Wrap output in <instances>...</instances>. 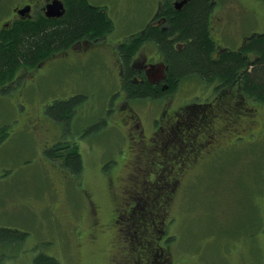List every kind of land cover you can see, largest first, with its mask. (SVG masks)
Masks as SVG:
<instances>
[{
  "label": "rangeland",
  "instance_id": "374dc122",
  "mask_svg": "<svg viewBox=\"0 0 264 264\" xmlns=\"http://www.w3.org/2000/svg\"><path fill=\"white\" fill-rule=\"evenodd\" d=\"M90 1L106 7L114 30L93 44L77 43L39 68L20 69L16 83L0 94V129L7 134L3 139L0 132V228L27 235L19 247L0 248V264H35L39 254L59 264H133L142 259L137 258L141 252L148 256L152 248L138 244L146 222L131 228L133 219L126 218L131 207L139 213L148 206L142 197L149 187L146 171L160 166L162 158L147 143L136 152L127 112L136 114L139 129L149 137L165 108L173 111L213 98L217 84L187 75L164 100L128 99L113 51L150 23L160 0ZM213 1L220 2L218 11L237 12L244 6L255 15L245 18L237 38L230 34L233 28L220 32L215 24L218 46L237 49L244 38L264 31V0ZM15 2L19 0H0V20L11 18ZM217 16L222 18L219 12ZM142 51L149 60L159 59L153 43ZM75 96L84 101L68 126L46 116V108L56 101ZM246 102L255 110L250 127L231 102L218 109L221 120L241 134L229 150L207 167L188 164L189 169L174 173L179 184L165 215L171 221L166 236H156L153 246L165 251L152 250L153 264H264V104ZM40 119L52 127V137L34 129ZM61 138L80 148L84 170L79 177L45 154ZM138 162L144 173L135 170ZM159 179L167 181L168 176L162 172ZM90 201L98 207V228ZM117 215L120 222L115 223Z\"/></svg>",
  "mask_w": 264,
  "mask_h": 264
},
{
  "label": "trees",
  "instance_id": "16d2710c",
  "mask_svg": "<svg viewBox=\"0 0 264 264\" xmlns=\"http://www.w3.org/2000/svg\"><path fill=\"white\" fill-rule=\"evenodd\" d=\"M65 1L67 9L62 17L49 19L41 14L35 20L15 21L0 34V85L8 82L10 85L15 84L16 75L22 68H39L47 60L69 50L77 43L102 40L114 30V23L106 9L90 7L87 0ZM210 5L211 0H190L181 11H177L166 3L157 18L165 22L163 26L150 24L126 40L122 48L126 62L150 42L157 45L170 67L166 90L154 88L148 83L135 85L128 71L124 81V91L128 99L163 100L174 92L180 81L189 75H195L208 84L217 85L212 99L205 103H190L193 105L190 113L192 121L200 116V113L210 116L211 119H215L216 115L223 118L218 109L223 108L225 101V106H230L229 103L233 104L232 101L236 100L233 106L241 108L242 112L249 108L247 99L264 104V35L248 37L239 49L218 46L209 27L208 15L212 9ZM83 101V96L56 101L46 109V115L68 126ZM211 106L214 107L212 111L217 110L214 116L210 115ZM1 137L4 139L7 134L3 132ZM0 142L3 140L0 139ZM45 154L72 175H82L84 164L77 143H60ZM163 173L167 176L169 174L167 171ZM174 173L173 170V177ZM148 174V179L150 175L151 178L153 175V178L144 181L149 187L147 193L142 196L146 198L148 206L139 213H134V208L131 207L130 211L127 210L130 213L126 219H133L131 228L133 223L145 221L144 230L141 234L139 232L141 240L138 244L143 249L151 247L154 253H161L159 248L165 251L161 245L157 244L155 249L153 246L156 236L162 238L168 231L170 222L165 217L168 212L166 207L177 183L160 181L162 172L158 179L154 177V173ZM148 220L153 222L149 223ZM26 237L25 233L0 228V248L19 247ZM152 250L149 249L146 257L144 252L140 251L141 254H138L137 258L142 259L133 261V264H153V261L157 260ZM34 263L59 264L57 260L45 254H39Z\"/></svg>",
  "mask_w": 264,
  "mask_h": 264
},
{
  "label": "flooded vegetation",
  "instance_id": "af4514ba",
  "mask_svg": "<svg viewBox=\"0 0 264 264\" xmlns=\"http://www.w3.org/2000/svg\"><path fill=\"white\" fill-rule=\"evenodd\" d=\"M53 1L54 0H19V2H15V4L12 7L13 9H12L11 18L3 21L2 19L0 20V34L5 30H7L11 26V24L15 21L25 22L26 20H35L41 14L49 18L47 16V7L51 5ZM60 1L63 3L66 11L67 9L66 1L65 0H60ZM189 1L190 0H160L157 7L158 9L157 13L148 25L151 24L155 26H163V24H165L164 21L157 18L159 12L164 9L166 3H169L171 6H173L175 10L181 11L189 3ZM87 5L94 8L96 7V8L106 9L105 6L95 5L90 0H87ZM145 6H147L146 7L147 9L148 4H146ZM210 6L212 7V9L208 15V19H209L210 32L212 36L213 34L214 36L216 35L214 33L216 28L214 25L216 24L217 27L220 28L219 30L220 32L227 30V28H233V30L230 31V34L233 38H237V36L242 35L241 28H242V23L245 21V18L248 16H250L251 18H253L252 16L255 17L254 11L250 10L249 8H245L244 6H241L240 10L237 12H230L224 8L218 11V8L220 6L219 1L211 0ZM218 12L219 14L222 15V18L217 16ZM57 18L60 17L49 18V19H57ZM252 35H256V34L254 33ZM257 35H264V31H262L261 33H257ZM215 37H217V35ZM244 41H246V38L243 39L242 43H244ZM125 42L126 40L123 43H121L115 49V51H113L114 52L113 55L116 57L115 58L116 65L118 66L119 72L122 77L123 91L125 90L124 81L126 75L128 74V71H130L131 81L135 85L148 83L151 84L154 88L160 87L163 90L168 89V85L166 83L170 73V67L168 63L165 61L164 56L159 52L158 60H154V57L149 60L148 56L142 55L140 51H142L144 47L150 43L147 42L133 56H131L129 61L126 62L122 53V48L124 47ZM84 44L86 45L93 44V42H85ZM241 46L242 44L239 46V48ZM10 87L11 85L9 84V82L0 85V94L4 96L6 92L10 89ZM192 106L193 105L191 104H184L183 106H180L178 109L173 111L165 108V110L162 113V116L155 123V128L153 129L152 134L149 137H147L144 134V131L142 129L141 130L139 129V127L141 126L140 123H137L134 120V115L136 114H134L131 110L127 112L130 113L129 120L131 122V125L129 127L130 130L129 137L132 136L131 140L133 141V144L136 145V152L137 150H139V148L145 146L146 143L148 146L150 145V147H154V150L158 149L160 151L159 154L161 156L158 155L159 157L162 158V161L159 162L160 166H157L156 168L150 167L146 171V174L154 173V177L158 179L160 172L167 171L169 172L167 181L178 184L179 180L174 179L173 174H171L173 170L176 172V176H177L178 175L177 170L180 171L181 169L184 170L189 169L188 168L189 165L199 167L201 164H206L207 167L209 165V162L215 160L217 157L222 156L229 147H232L233 142L237 141L234 140L236 136H241V134L238 133V130H235L232 127L233 125H231L229 122L227 123L223 122L221 118H219L217 115L215 119H211L210 116H203L204 113H200L201 115L196 117L195 119H193L194 121H192V118L190 117ZM212 108L214 107L213 106L210 107V115L214 116L217 113V110L213 109L212 111ZM244 110L245 111L241 113L242 118L246 120V122H244L245 126L250 127L253 125L252 121L250 120V115L253 114L252 112H254L255 110L251 108H246ZM208 113L209 112H207V114ZM45 114H46V110H45ZM190 122H192L193 124ZM220 122H222L221 125H219ZM36 123L39 124L36 125L34 129L36 131L37 129H39L41 136L43 135L45 137H52L53 130L51 126H49L46 123H43L42 120ZM232 123H236V122H232ZM31 124L34 127V121ZM246 128L242 129V131H245ZM0 130L4 131V129L2 128ZM224 138L226 139V141L223 140ZM59 140H60L59 142L54 144L51 148L46 149V151L54 149L55 146H57L60 143L61 144L66 143V141H64L62 138ZM156 161L158 162L157 156L153 158V162L151 163L155 165ZM134 168L135 170L137 169V172L144 173L145 171V168L139 166V162L136 163ZM192 169H196V168H192ZM136 193H138V191H136ZM90 204H91L90 210L94 214L96 219L93 224L94 226H96V228H98L99 226V220H97L99 215L98 207L92 201H90ZM118 217H119L118 215L115 216L114 218L115 223H117ZM168 219H169L168 222H170L171 219L170 218ZM124 263L130 264L131 261L125 262L124 260Z\"/></svg>",
  "mask_w": 264,
  "mask_h": 264
},
{
  "label": "water",
  "instance_id": "95a60500",
  "mask_svg": "<svg viewBox=\"0 0 264 264\" xmlns=\"http://www.w3.org/2000/svg\"><path fill=\"white\" fill-rule=\"evenodd\" d=\"M65 13V8L60 0H54L51 5L47 7V16L49 18L62 17Z\"/></svg>",
  "mask_w": 264,
  "mask_h": 264
}]
</instances>
